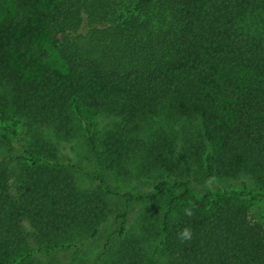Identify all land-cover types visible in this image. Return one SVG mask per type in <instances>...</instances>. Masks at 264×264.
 Instances as JSON below:
<instances>
[{"label": "trees", "instance_id": "1", "mask_svg": "<svg viewBox=\"0 0 264 264\" xmlns=\"http://www.w3.org/2000/svg\"><path fill=\"white\" fill-rule=\"evenodd\" d=\"M9 3L0 12V121L11 120L0 130L11 148L0 155V264L81 254L114 197L139 205L137 222L118 211L91 264H264V0ZM50 48L68 72L27 77ZM85 109L112 119L101 137ZM154 115L158 129H146ZM51 120L83 123L98 169L84 174L96 190H80L77 165L33 133ZM127 163L154 172L149 191L113 190L100 172L128 178ZM195 165L208 183L244 174L262 191H198ZM184 228L190 240L178 237ZM144 231L156 238L142 242Z\"/></svg>", "mask_w": 264, "mask_h": 264}, {"label": "rangeland", "instance_id": "2", "mask_svg": "<svg viewBox=\"0 0 264 264\" xmlns=\"http://www.w3.org/2000/svg\"><path fill=\"white\" fill-rule=\"evenodd\" d=\"M11 0H0V12L4 9H7V7L10 5ZM33 56V54H32ZM34 58L37 57V55L33 56ZM48 68L50 70V74L53 75V77H56L58 73L64 74L65 72H68L67 67L63 63V61L58 56L57 52L53 50V48H50L49 55L47 58H44L42 60H38L37 63L34 64L33 70H27L25 71L27 77H32L35 75L34 72L39 73V75H42L44 73V69ZM85 113L88 117V120L91 122V129L96 131L97 135L99 137L102 136L104 131L107 128H110L112 124V119L106 115L98 114V113H92L91 111L85 109ZM157 116H152L148 120V125L146 124V129H158L159 122L157 121ZM11 120L7 121H0V130L6 131L8 127H10ZM68 127L58 128L60 127L58 122L52 121L48 124H41V126L36 127L34 130V134H38L43 139L49 141L54 147L56 148L59 157L61 159H69L74 164L77 165L78 169H74L73 173L76 179V184L80 190H86V191H93L97 189L96 181L89 179L87 176H85L84 172H90L95 174V172L98 170L96 169L97 165L96 162L91 157V154H89V150L87 147L86 142V133L84 130L83 123H79L77 121H74L71 124L67 125ZM147 134V133H145ZM156 136L158 133H155ZM154 134V137H155ZM141 137L144 136V132L141 131L140 133ZM145 137V136H144ZM145 139H152V137H145ZM10 145L7 143L0 142V155L10 153ZM13 154H20L21 152L19 150L13 149L11 151ZM128 165V172L130 177H126L120 175L117 176L115 173L110 172L106 169L100 170L102 175L106 176L108 179V182L110 183L113 190H133V192L141 193V192H147L149 189H151V181L154 180V172H151L150 169L146 170L144 169L143 172H137L135 166L133 167V164ZM15 171V170H13ZM145 171H147L145 173ZM156 172V171H155ZM10 179V192L11 194L18 193V184L16 181V176L13 174H9ZM192 185L196 188V190L200 191L203 189L214 188V189H225L229 188L231 186H237L242 187L246 185L248 188H251L256 191H262V189L259 188V186L256 185V183L249 177L244 174H239L237 176L233 177H227V178H216L213 182L208 183L206 180L202 179L201 172L199 171V166L195 165L193 169V175H192ZM111 208L114 213L110 214V218L105 222V226H103L102 234H100L99 239L92 240V242L85 247L84 252L81 251V254L77 253L76 256L73 255L71 251L67 250H61L58 252V261H54L51 258L52 264H80L81 263V255H82V261H84V264H91L93 261L98 257V255L101 252V246L104 242V237L106 234L114 230L118 227L119 222L121 221L116 219V213L118 211L123 212V210L127 209L129 212L128 218L129 220L132 219V221H136V218L138 216L140 207L139 205L131 204L129 207L125 206V200L122 198L118 199V197H114V199L111 202ZM258 208L263 209V206L256 207L252 206L251 209ZM149 221L151 223L154 222L153 218H149ZM137 222V221H136ZM135 222V223H136ZM139 227V225L136 223L133 225V229L135 233H138V230L136 229ZM31 232L35 233V229L31 230ZM144 235V237H142ZM137 236V235H136ZM151 238H156V235L153 234L141 233V239L142 242H148L151 240ZM39 260H42L43 262L50 263V257L44 252H41L38 254ZM50 263V264H51Z\"/></svg>", "mask_w": 264, "mask_h": 264}, {"label": "clouds", "instance_id": "3", "mask_svg": "<svg viewBox=\"0 0 264 264\" xmlns=\"http://www.w3.org/2000/svg\"><path fill=\"white\" fill-rule=\"evenodd\" d=\"M185 214L188 216L193 215V212L191 209H185ZM192 230L190 228H184L179 234L178 237L184 241V240H190L192 238Z\"/></svg>", "mask_w": 264, "mask_h": 264}]
</instances>
